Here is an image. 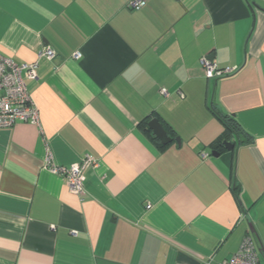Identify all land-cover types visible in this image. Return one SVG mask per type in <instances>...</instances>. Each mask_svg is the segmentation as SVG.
<instances>
[{"label": "crops", "instance_id": "1", "mask_svg": "<svg viewBox=\"0 0 264 264\" xmlns=\"http://www.w3.org/2000/svg\"><path fill=\"white\" fill-rule=\"evenodd\" d=\"M128 1L0 0L2 55L56 52L27 81L40 130L0 128V264H220L249 224L264 264V0ZM202 56L237 69L208 79ZM215 112L234 150L210 147ZM47 151L97 161L82 197Z\"/></svg>", "mask_w": 264, "mask_h": 264}, {"label": "built area", "instance_id": "2", "mask_svg": "<svg viewBox=\"0 0 264 264\" xmlns=\"http://www.w3.org/2000/svg\"><path fill=\"white\" fill-rule=\"evenodd\" d=\"M143 0H129L127 7L130 9L143 5ZM56 56L53 48L47 46L39 52L32 62L17 64L11 58L0 53V128H9L19 122L30 123L40 130L39 112L33 102L27 87V81L37 78L39 59L44 57L52 60ZM74 58H79L80 53L75 52ZM200 64L208 79H220L232 75L236 67H220L207 56L200 58ZM163 96H168L166 89L161 88ZM179 94H181L179 92ZM97 165L91 156H85L69 165H61L53 160L51 152L47 151L43 159V167L60 176L68 190L82 197L85 193L83 171L85 168ZM220 264H263L260 259L258 243L252 233L247 232L240 242L236 252L228 260Z\"/></svg>", "mask_w": 264, "mask_h": 264}, {"label": "water", "instance_id": "3", "mask_svg": "<svg viewBox=\"0 0 264 264\" xmlns=\"http://www.w3.org/2000/svg\"><path fill=\"white\" fill-rule=\"evenodd\" d=\"M146 127L151 131L152 135L156 137L162 144H168L171 141V137L168 135L167 130L163 126V124L157 118H152L146 123ZM222 146L226 150H234L235 144L228 141L223 140L221 142ZM213 156H217L219 152L213 150L211 151ZM250 233L254 234L255 231L252 227V224L248 225ZM262 252V251H261Z\"/></svg>", "mask_w": 264, "mask_h": 264}, {"label": "trees", "instance_id": "4", "mask_svg": "<svg viewBox=\"0 0 264 264\" xmlns=\"http://www.w3.org/2000/svg\"><path fill=\"white\" fill-rule=\"evenodd\" d=\"M218 119L223 123L224 130L220 136H218L211 144L210 147L214 149H221L223 140H228L232 136L238 138L242 131L241 127L239 126L237 120L231 115H225L220 112H215ZM154 138V137H152Z\"/></svg>", "mask_w": 264, "mask_h": 264}]
</instances>
